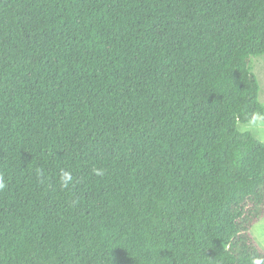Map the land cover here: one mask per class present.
<instances>
[{"label": "trees", "instance_id": "1", "mask_svg": "<svg viewBox=\"0 0 264 264\" xmlns=\"http://www.w3.org/2000/svg\"><path fill=\"white\" fill-rule=\"evenodd\" d=\"M263 54L264 0H0V264H264Z\"/></svg>", "mask_w": 264, "mask_h": 264}, {"label": "rangeland", "instance_id": "2", "mask_svg": "<svg viewBox=\"0 0 264 264\" xmlns=\"http://www.w3.org/2000/svg\"><path fill=\"white\" fill-rule=\"evenodd\" d=\"M249 65L258 78L260 101L264 104V54L251 56ZM240 129L242 131H251L258 139L264 142V118H258L250 123H241ZM250 235L258 247L264 251V216L253 225Z\"/></svg>", "mask_w": 264, "mask_h": 264}, {"label": "clouds", "instance_id": "3", "mask_svg": "<svg viewBox=\"0 0 264 264\" xmlns=\"http://www.w3.org/2000/svg\"><path fill=\"white\" fill-rule=\"evenodd\" d=\"M254 119H258V117H254ZM65 177L67 178V179H70V177H68L67 176V174H65ZM4 185H3V181L2 180H0V188H2ZM253 264H261V261L260 260H255L254 262H253Z\"/></svg>", "mask_w": 264, "mask_h": 264}]
</instances>
